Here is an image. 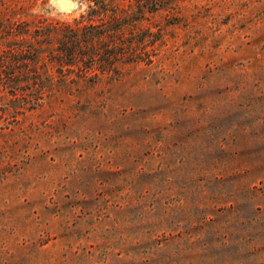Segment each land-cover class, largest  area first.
<instances>
[{
  "label": "rangeland",
  "instance_id": "rangeland-1",
  "mask_svg": "<svg viewBox=\"0 0 264 264\" xmlns=\"http://www.w3.org/2000/svg\"><path fill=\"white\" fill-rule=\"evenodd\" d=\"M72 2L0 0V27ZM113 4L137 66L0 95V264H264V0Z\"/></svg>",
  "mask_w": 264,
  "mask_h": 264
},
{
  "label": "trees",
  "instance_id": "trees-1",
  "mask_svg": "<svg viewBox=\"0 0 264 264\" xmlns=\"http://www.w3.org/2000/svg\"><path fill=\"white\" fill-rule=\"evenodd\" d=\"M87 13L74 19L73 23H47L45 19L24 21L8 30L0 27V95L6 99L14 97V102L24 100L33 106H40L46 90V79H53L57 70L61 82L74 83L65 73L79 74L83 81H100L104 77L124 76L125 68L137 66L142 59L135 47L126 38L123 22L128 15L114 6L113 0H87ZM182 0H151L159 12L170 6V16L178 19L176 6ZM113 4V5H112ZM7 36L21 38L10 42ZM3 40V41H2ZM152 63L150 58L145 61ZM35 97V98H34ZM37 97V98H36ZM37 102L33 103V100ZM33 108V107H32Z\"/></svg>",
  "mask_w": 264,
  "mask_h": 264
},
{
  "label": "water",
  "instance_id": "water-1",
  "mask_svg": "<svg viewBox=\"0 0 264 264\" xmlns=\"http://www.w3.org/2000/svg\"><path fill=\"white\" fill-rule=\"evenodd\" d=\"M63 3H66L68 5L69 8H65L64 11H75L76 9L79 8V4L78 3H73L72 0H60Z\"/></svg>",
  "mask_w": 264,
  "mask_h": 264
}]
</instances>
